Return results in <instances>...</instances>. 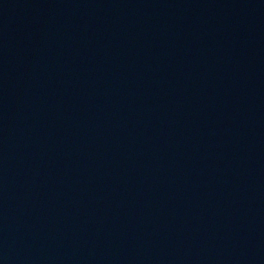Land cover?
<instances>
[{"label": "water", "instance_id": "obj_1", "mask_svg": "<svg viewBox=\"0 0 264 264\" xmlns=\"http://www.w3.org/2000/svg\"><path fill=\"white\" fill-rule=\"evenodd\" d=\"M0 264H264V0H0Z\"/></svg>", "mask_w": 264, "mask_h": 264}]
</instances>
